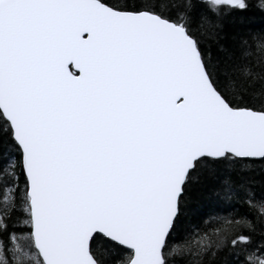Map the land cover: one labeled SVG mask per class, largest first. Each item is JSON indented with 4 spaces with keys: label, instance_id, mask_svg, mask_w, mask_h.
Returning <instances> with one entry per match:
<instances>
[{
    "label": "snow or ice",
    "instance_id": "6c2138e0",
    "mask_svg": "<svg viewBox=\"0 0 264 264\" xmlns=\"http://www.w3.org/2000/svg\"><path fill=\"white\" fill-rule=\"evenodd\" d=\"M0 264H264V0H0Z\"/></svg>",
    "mask_w": 264,
    "mask_h": 264
}]
</instances>
